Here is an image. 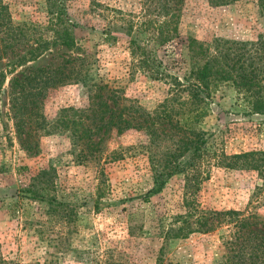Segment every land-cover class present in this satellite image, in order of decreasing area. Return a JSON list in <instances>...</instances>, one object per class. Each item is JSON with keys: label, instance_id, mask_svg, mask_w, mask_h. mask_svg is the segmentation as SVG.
I'll list each match as a JSON object with an SVG mask.
<instances>
[{"label": "rangeland", "instance_id": "rangeland-1", "mask_svg": "<svg viewBox=\"0 0 264 264\" xmlns=\"http://www.w3.org/2000/svg\"><path fill=\"white\" fill-rule=\"evenodd\" d=\"M164 0H60L71 24L75 49L52 44L34 61L20 63L19 56L41 40L52 42V15L46 0H2L13 24L23 28L29 43L0 59V260L8 264H224V242L231 227L213 232L174 237L185 227L183 174L169 178L158 192L151 165L163 159L162 149L135 129L121 136L110 134L100 157L85 158L73 124L80 128V110L89 105L92 84L119 91L125 108L154 110L167 96V85L134 69L127 28L140 29L139 39L149 45L170 69L183 76L189 69L188 39L206 45L216 40L255 42L264 35V20L255 0L210 6L205 0H184L181 12L171 5L167 19L176 32L171 41L160 38L166 19ZM178 3V2H177ZM55 16H53L54 18ZM168 19V20H169ZM155 36V37H154ZM142 44V43H141ZM33 47H32V46ZM83 59L86 84L44 88L38 107L23 114L20 89L30 90L32 74L64 68L79 70ZM18 83L12 84L11 80ZM264 85V82H263ZM24 86V87H22ZM47 87V86H46ZM25 96V95H24ZM28 97L24 98V102ZM212 110L202 123L211 134L207 149L227 155L264 150V125L259 116H247L244 103L230 84H220L213 94ZM29 103V102H26ZM21 121V122H20ZM23 122V123H22ZM113 157V158H112ZM188 160V156L181 162ZM203 162L201 181L193 189L188 222L212 212L236 211L264 222L261 175ZM48 171L46 198L66 204L58 217L46 202L29 199L26 189L40 172ZM257 197H256V196ZM264 236V228L256 229Z\"/></svg>", "mask_w": 264, "mask_h": 264}, {"label": "trees", "instance_id": "trees-1", "mask_svg": "<svg viewBox=\"0 0 264 264\" xmlns=\"http://www.w3.org/2000/svg\"><path fill=\"white\" fill-rule=\"evenodd\" d=\"M59 1L46 0L48 13L52 15L49 21V28L53 32L52 42L47 40H41L39 44L36 42L34 48H30L23 56H19L17 61L20 63L36 60L42 56L50 43L75 49L71 31L73 25ZM205 1L210 6L217 7L234 4L241 0ZM255 1L259 15L264 20V0ZM183 2L184 0L159 2L162 4L166 19L172 9L171 5H175L173 10L179 14ZM168 19L158 28L160 38H150V40L156 39L162 41L161 43L171 41L176 29L171 28V18ZM127 29L130 56L136 62L134 69L167 85L166 98L154 110L146 111L140 107L125 108L119 91L109 85L99 83L90 85V88L87 87L82 69L83 59H80V72L73 69L66 74L64 68L52 70L41 83H38L36 79L42 76L44 70L32 74L26 83L30 90L22 88L20 92H17L22 94L20 97L23 102L21 106L13 102V110L20 111L21 114L28 109L35 110L44 88H55L69 82L80 81L88 90L89 105L80 110V128L73 124V131L79 137L80 152L85 155V158L100 157L103 150L101 146L110 134L121 136L131 129L144 132L150 144L162 150L166 147V142H170V146L164 152L165 157L156 160L150 168L154 182L152 192L160 191L165 182L177 174H183L187 182L184 194L186 223L184 228L174 231V237H186L195 232H213L220 225H227L231 227V231L229 238L224 242L228 253L224 264H264V236L256 230L259 225L264 228V222L255 216L241 217V214L236 211L212 212L208 218L198 216L194 222L187 221L188 217H193L190 213L189 197L201 181L203 173L201 167L206 160L207 165L213 159V165L222 168L257 172L261 175L262 185L256 188V195L264 190V150L234 155H227L222 151L211 152L207 149L211 134L201 127L212 110L214 91L224 83L230 84L244 103L246 115L261 117V124L264 125V35H260L255 42L216 40L212 45L189 38L187 44L189 69L183 76H179L170 72L149 45L143 44L139 39L140 29L134 30L131 25ZM24 32L22 27L13 24L7 6L0 0V59L15 52L23 43H29ZM11 81L14 85L18 83L17 79ZM26 97H28L26 102L29 103L24 102ZM187 156L188 160L181 162V159ZM48 175V171L40 172L31 180L26 193L31 200L46 202L50 211L60 217L65 214L63 208L66 204L58 202L55 198H46L42 194V191L47 189ZM0 264L8 263L0 260ZM99 264L123 263L109 259ZM156 264H161V258Z\"/></svg>", "mask_w": 264, "mask_h": 264}]
</instances>
